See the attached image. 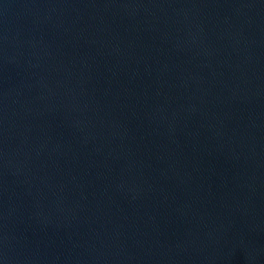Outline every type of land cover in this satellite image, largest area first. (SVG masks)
I'll return each instance as SVG.
<instances>
[{"label": "water", "instance_id": "1", "mask_svg": "<svg viewBox=\"0 0 264 264\" xmlns=\"http://www.w3.org/2000/svg\"><path fill=\"white\" fill-rule=\"evenodd\" d=\"M0 264H264V0H0Z\"/></svg>", "mask_w": 264, "mask_h": 264}]
</instances>
